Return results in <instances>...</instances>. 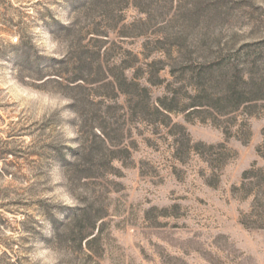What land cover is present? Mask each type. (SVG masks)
<instances>
[{
	"label": "rangeland",
	"instance_id": "374dc122",
	"mask_svg": "<svg viewBox=\"0 0 264 264\" xmlns=\"http://www.w3.org/2000/svg\"><path fill=\"white\" fill-rule=\"evenodd\" d=\"M0 264H264V0H0Z\"/></svg>",
	"mask_w": 264,
	"mask_h": 264
}]
</instances>
